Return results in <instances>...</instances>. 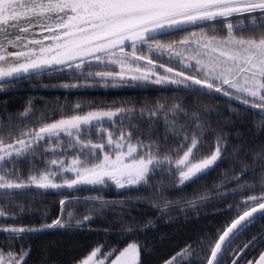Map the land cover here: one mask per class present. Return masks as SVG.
Returning a JSON list of instances; mask_svg holds the SVG:
<instances>
[{
    "label": "snow or ice",
    "instance_id": "1",
    "mask_svg": "<svg viewBox=\"0 0 264 264\" xmlns=\"http://www.w3.org/2000/svg\"><path fill=\"white\" fill-rule=\"evenodd\" d=\"M183 31L188 35L179 40H160ZM126 47H131L130 54ZM145 48L148 55H137ZM164 56L167 61L157 64V59ZM173 60L176 64L167 66ZM139 61L147 64L139 66ZM126 66L128 72L134 73L127 77L133 81L176 86L201 94L214 92L237 101L261 116L257 127L264 129V0H0V92L19 79L55 71L86 76L107 86L109 81L126 79ZM93 67L102 70L86 71ZM177 67L181 70L177 71ZM58 111L59 119H41L35 128L21 129L11 115L6 125L0 120V220H17L18 214L10 211L14 207L19 214L26 211L25 205L15 202L16 196L24 192L78 191L84 186L106 188L109 184L118 191H138L151 188L154 177L165 174L170 177L168 185L182 188L207 175L225 159L227 138L212 128L208 106L156 101L151 107L121 105L84 112L77 103L71 114L64 107ZM32 115L30 103L19 114L20 123ZM209 134L214 135V147L208 145ZM239 152L234 149L233 155L240 171L223 173V179L213 187L215 197L205 188L187 201L189 207L243 193L257 185L264 189V144L244 152L250 160L240 158ZM25 164L26 178L22 171ZM249 172L254 174L252 180H243ZM232 184L235 187L229 190ZM165 186L163 180L156 181L154 195L119 202L103 197L83 198L86 204L99 207L88 209L82 219L67 211L68 204L81 200L73 197L59 201L61 214L51 223L38 227L0 224V234L5 237L0 242V264H27L31 247L21 243L26 236L67 229L73 221L76 228H82L94 218V211L116 203L151 200L153 207L167 211L179 202L164 198ZM157 199L163 200L162 206L156 204ZM236 207L245 210L238 211L214 241L199 242L210 250V255L203 257L206 264H226V253L237 257L257 239L254 236L243 248L232 247L256 219L254 214L264 216V192L247 196ZM149 226L151 221L141 230ZM136 227L133 221L123 231L132 233ZM105 248H93L77 264H140L139 242L128 243L123 249ZM194 251L192 245H186L164 264H181ZM231 264H238V259ZM247 264H264V252Z\"/></svg>",
    "mask_w": 264,
    "mask_h": 264
},
{
    "label": "trees",
    "instance_id": "2",
    "mask_svg": "<svg viewBox=\"0 0 264 264\" xmlns=\"http://www.w3.org/2000/svg\"><path fill=\"white\" fill-rule=\"evenodd\" d=\"M175 34L177 32H173L171 35ZM168 38L169 35L160 37V39L167 40ZM125 49H131V47ZM167 59V56L158 58L157 64L166 62ZM139 62H141V66L147 64L146 61ZM174 64H176L175 60L169 62L167 66H173ZM99 70L102 69L93 67L86 71ZM159 70L163 72L162 69ZM69 74L72 73L55 71L51 74L33 75L30 78L19 79L9 85L4 91L0 92V120L6 125L8 115H11L13 122L18 124L21 129L25 127L35 128L39 126L41 119L46 122L59 119L58 109L60 107L66 108L67 114H71L72 108L77 103L82 106L84 112H87L105 106L109 108L134 105L139 108L141 106L151 107L156 101H167L169 104L180 101L189 107L196 104L200 107L208 106L210 108L211 114L208 119L215 132L226 135L227 151L225 159L214 170L182 188L168 185L170 177L165 174L156 175L151 188H140L138 191H118L114 185L109 184L106 188L84 186L78 191L64 189L59 192L48 191L43 193L32 190L18 194L15 202L23 205L26 203L28 205L27 210L23 214H19L17 208L10 209V211L18 214L17 220H0V224L38 227L45 222L51 223L61 214L59 201L64 197L63 192H69L72 195L70 198H81L79 203L71 204L77 219H82L85 214H88V209L99 207L97 204H86L83 198L103 197L107 200L119 202L126 200L128 197H149L155 194L156 181L161 180L166 184L163 188L164 198L179 202L167 211H161L158 207H153L151 200H144L143 202L133 200L126 202L124 205L116 203L100 212L94 211L92 213L94 218L84 224L82 228H76L73 221L72 227L67 229H51L26 236L21 243L25 248L31 247L27 264H74L97 246H106V251L111 248L121 249L129 242H139L141 247L140 264H164L168 258L180 252L186 245H192L195 251L190 257H185L181 264H202L203 257L207 256L209 249L199 242L214 241L217 238L218 231L230 222L238 211L245 210L243 207L238 209L236 206L240 205L247 196L261 195L264 189L257 185V187L248 189L243 193L210 199L195 208L189 207L187 201L195 199L205 188L212 191L214 185L223 179V173H231L233 170L235 172L240 171V165L233 155L234 149H240V158L250 160V157L244 156V152L256 144H264V129L257 127L261 116L256 112L247 110L241 104H234L227 98H218L220 99L218 103L207 104V99H213L211 95L177 89L176 86L137 82L128 78L124 81L129 82L109 81L107 86H105V82L95 79H89L90 83L87 86L81 84H78L80 86L75 88L60 86L67 84L65 79H73ZM30 103L34 115L20 123L19 114L29 107ZM230 109H236L237 111L232 112ZM105 127L109 126L105 125ZM7 131L8 129L5 127L4 135L7 134ZM92 139L93 141L96 140L94 134ZM207 142L208 145L214 147V135L209 134ZM173 146L169 145V147ZM48 158L51 159L52 157L49 156ZM38 167H43V165H38ZM22 171L26 178L28 174L27 164L23 166ZM253 175L249 172L242 179L251 181ZM232 187H235V185H230L229 190ZM212 195L215 197V191H212ZM155 202L157 205L162 206L163 204V200L160 199ZM229 205L233 207L229 209ZM263 217L256 216L253 223L233 241L232 246L241 247L246 241L263 230ZM133 221L137 226L136 230L132 233L124 232V227L132 224ZM148 221H151V226L141 230V227ZM4 240V235L0 234V242ZM260 249L257 247L252 251V254L259 253ZM16 250H19V245H17ZM203 264H205V260H203Z\"/></svg>",
    "mask_w": 264,
    "mask_h": 264
},
{
    "label": "flooded vegetation",
    "instance_id": "3",
    "mask_svg": "<svg viewBox=\"0 0 264 264\" xmlns=\"http://www.w3.org/2000/svg\"><path fill=\"white\" fill-rule=\"evenodd\" d=\"M181 33L180 32H177V34H175L174 36H176V37H178L179 38V36H181L180 35ZM170 36V35H169ZM174 36L173 37H169V38H174ZM125 51L126 52H131L132 51V49H125ZM140 64V63H139ZM140 66H141V64H140ZM181 70V68H177V71H180ZM158 71H160L161 73H162V71L161 70H159L158 69ZM186 71H191V70H186ZM126 76H130L129 74L127 75L126 74ZM71 77L73 78V79H75V78H81L80 76L78 77V76H75V75H71ZM84 79H85V85L87 86V84L88 83H90V80H89V78H86V76H84L83 77ZM82 78V79H83ZM72 79V80H73ZM71 81V80H70ZM124 82H129V81H124ZM204 95H207V94H204ZM208 95H211L212 97H213V99H207L206 100V103L207 104H211V103H218L219 101H220V99H218V98H225V97H223L222 95H220V94H217V93H212V94H208ZM228 100V99H227ZM231 102H233L234 104H240L239 102H237V101H231ZM242 106V105H241ZM245 107V106H244ZM246 109L247 110H249V111H251V112H256L255 110H250L249 108H247L246 107ZM257 113V112H256ZM59 182V181H58ZM61 191H63V190H61ZM64 197H63V199H72V198H70L72 195L71 194H69V193H64L63 192V194H62ZM72 205H74V203H72ZM61 211V210H60ZM67 211H72L73 212V207H71V204H68L67 205ZM60 213V212H59ZM66 215V214H65ZM256 216H258V214L256 215ZM263 222H264V217H263ZM254 237V236H253ZM252 237V238H253ZM255 237H257V239L254 241V243H253V245H250L247 249H244L243 250V252L242 253H240V255H239V257H238V264H247V262L248 261H250V260H252V261H255L258 257H259V255L264 251V229L263 230H261V231H259L256 235H255ZM252 238L251 239H249L248 241H251L252 240ZM248 241H246L244 244H246V243H248ZM243 244V245H244ZM243 245L241 246V248H243ZM233 248H235V247H237L236 245H234V246H232ZM257 247H259V248H261L260 249V251H259V253H257V254H255V255H253L252 254V251L254 250V249H256ZM228 255H229V257H228ZM228 255H227V253L225 254V262H226V264H231V261L235 258L231 253H228Z\"/></svg>",
    "mask_w": 264,
    "mask_h": 264
},
{
    "label": "rangeland",
    "instance_id": "4",
    "mask_svg": "<svg viewBox=\"0 0 264 264\" xmlns=\"http://www.w3.org/2000/svg\"><path fill=\"white\" fill-rule=\"evenodd\" d=\"M193 30V29H192ZM192 30H189V31H192ZM196 31H198V29H196ZM186 35H188V31H186L185 33H183L181 36H179V38L178 37H176V36H174V35H170L169 37H173L174 36V38H168V40L167 39H160L161 40V42H165V43H168V42H170V41H174V40H179V39H181V38H183L184 36H186ZM221 35H223V33H221ZM132 52V51H131ZM131 52H127V53H131ZM137 55H148V52H147V50H145V53L143 52V51H138L137 52ZM157 61H158V59H157ZM141 64V62H138V64ZM140 64H139V66H140ZM116 70L117 71H119V68H116ZM126 74L128 75H132V74H134V73H132V72H128V69H127V66H126ZM69 75H75V76H77L75 73H72V74H69ZM81 78H75V79H73V80H71L70 78H68V79H65V82L67 83V84H81V85H85V79L83 78L84 76H80ZM83 78V79H82ZM127 78V77H126ZM71 80V81H70ZM110 82H115V81H110ZM55 85H57V84H55ZM55 85H53V86H55ZM60 86H62V85H60ZM29 87H31V86H29ZM63 87V86H62ZM104 108H107V106H105ZM69 178H71V176H69ZM69 193V192H68ZM24 201V200H23ZM24 205L26 206V207H28V205L26 204V203H24ZM26 210H27V208H26ZM129 243H132V242H129ZM128 244V243H127ZM127 244L124 246V247H126L127 246ZM123 247V248H124ZM123 248H121V249H123ZM209 253H210V250H209V252H208V254H207V256L209 255ZM85 257V256H84ZM83 257V258H84ZM83 258H81V259H83ZM80 259V260H81ZM79 261V260H78ZM77 261V262H78ZM76 262V263H77ZM76 263H74V264H76ZM205 263H206V260H205Z\"/></svg>",
    "mask_w": 264,
    "mask_h": 264
},
{
    "label": "water",
    "instance_id": "5",
    "mask_svg": "<svg viewBox=\"0 0 264 264\" xmlns=\"http://www.w3.org/2000/svg\"><path fill=\"white\" fill-rule=\"evenodd\" d=\"M35 31H36V38L39 39V38H40V32H39V29H36ZM45 43H47V41H45ZM254 215H257V214H254ZM263 252H264V251H263ZM209 255H210V253H209ZM239 255H240V254H238V256L235 257V258L238 259ZM259 256H260V255H259ZM258 259H259V257H258L256 260H258ZM256 260H255V261H256ZM205 264H206V263H205Z\"/></svg>",
    "mask_w": 264,
    "mask_h": 264
}]
</instances>
